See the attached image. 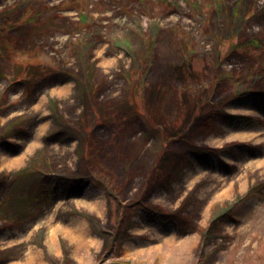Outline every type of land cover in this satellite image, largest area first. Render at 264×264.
I'll return each mask as SVG.
<instances>
[{"label": "rangeland", "instance_id": "374dc122", "mask_svg": "<svg viewBox=\"0 0 264 264\" xmlns=\"http://www.w3.org/2000/svg\"><path fill=\"white\" fill-rule=\"evenodd\" d=\"M262 95L264 0H0V264H264Z\"/></svg>", "mask_w": 264, "mask_h": 264}, {"label": "trees", "instance_id": "16d2710c", "mask_svg": "<svg viewBox=\"0 0 264 264\" xmlns=\"http://www.w3.org/2000/svg\"><path fill=\"white\" fill-rule=\"evenodd\" d=\"M251 43H252V44H255L256 41H255V40H251L250 44H251ZM226 118H230V119H233V120H242V119H244L245 121H246V120H247V121H251V123L254 122V121H256V120H258L257 118H254V117H252V116H245V115H227ZM250 125H252V124L249 123L248 126H250ZM229 213H230V212L228 211L227 214H229Z\"/></svg>", "mask_w": 264, "mask_h": 264}, {"label": "water", "instance_id": "95a60500", "mask_svg": "<svg viewBox=\"0 0 264 264\" xmlns=\"http://www.w3.org/2000/svg\"><path fill=\"white\" fill-rule=\"evenodd\" d=\"M116 264H128V263H116Z\"/></svg>", "mask_w": 264, "mask_h": 264}]
</instances>
